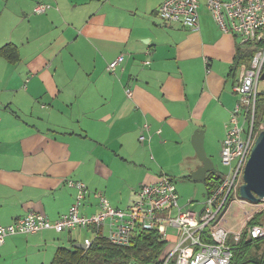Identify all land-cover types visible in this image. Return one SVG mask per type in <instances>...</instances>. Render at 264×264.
<instances>
[{
	"label": "crops",
	"instance_id": "1",
	"mask_svg": "<svg viewBox=\"0 0 264 264\" xmlns=\"http://www.w3.org/2000/svg\"><path fill=\"white\" fill-rule=\"evenodd\" d=\"M163 1L6 3L22 14L18 31L0 38V224L30 212L58 219L77 200L69 179L87 186L82 213L99 211L97 193L125 209L141 184L178 173L162 163L166 151L183 171L185 161L201 165L197 129L205 130L207 155L220 154L239 101L241 40L219 26L206 3L199 30L168 25L158 15ZM39 2L51 8L35 13ZM121 54L124 61L109 72ZM145 122L150 139L142 143ZM93 236L84 228L11 235L0 245V264H52L60 248Z\"/></svg>",
	"mask_w": 264,
	"mask_h": 264
},
{
	"label": "built area",
	"instance_id": "2",
	"mask_svg": "<svg viewBox=\"0 0 264 264\" xmlns=\"http://www.w3.org/2000/svg\"><path fill=\"white\" fill-rule=\"evenodd\" d=\"M205 3L225 32L239 37L242 44H252L256 50L249 62L240 65L234 88L240 99L221 143V160L229 170L219 175V185L206 194L202 209H184L174 177L162 174L155 182L141 184L126 209L114 207L106 195L97 193L99 211L85 214L80 207L87 186L82 181L69 179L67 185L75 187L78 193L68 212L56 220L30 212L10 224H0V245L11 235L31 234L49 228L58 232L84 228L94 233L93 237L84 239L86 248L96 236H105L114 245L126 246L138 230H156L163 240L174 243L159 264L231 263L234 246L244 233L230 231L221 220L234 187L244 183L245 167L256 140V99L264 72V0H205ZM200 6L201 0H164L158 7V15L168 25L180 24L197 31L200 29ZM49 7L48 3H38L35 11L43 13ZM123 61L124 55L121 54L109 63L108 71L115 72ZM144 64L149 65L150 61L146 60ZM126 94L133 97V89L127 87ZM149 131L150 124L145 122L139 136L142 143L150 139ZM157 132L161 133V130ZM193 201V198L189 199L187 205ZM256 239H264V224H254L247 229L246 240Z\"/></svg>",
	"mask_w": 264,
	"mask_h": 264
},
{
	"label": "rangeland",
	"instance_id": "3",
	"mask_svg": "<svg viewBox=\"0 0 264 264\" xmlns=\"http://www.w3.org/2000/svg\"><path fill=\"white\" fill-rule=\"evenodd\" d=\"M10 0H0V38L11 35L12 33H16L18 31V25L20 21V10L18 11V6H20L19 0L16 1L17 4L7 5L6 3ZM205 4V0H201V5ZM50 9V8H49ZM48 9V10H49ZM47 10V11H48ZM240 39V38H239ZM258 95L257 96L259 103V110L257 113V117L255 116V130L254 136L259 135L260 132H256L257 126L262 127L264 130V79H261L258 86ZM240 99V97H239ZM257 99H256V108L255 115L257 110ZM214 165V172L218 175L226 174L229 170L227 166L222 163L221 156L219 152L216 150L214 155L209 156ZM175 159L174 155L170 152L166 151V154H162L161 161L164 165L172 168L177 171L176 174L174 171L171 173L174 176L176 186L178 192L180 194V204L184 209L192 208L194 210H201L203 207V202L206 199V189L203 182H192L184 177H182L181 172L183 171V167H175L176 164H173V160ZM200 161V160H199ZM195 163L185 161L183 165H185L186 169L183 172H187V175H191V170H195L190 168L191 166H195ZM207 179V178H206ZM240 184L234 187L228 205L223 210L222 213V224L232 232L235 231H243V238L247 236V229L254 224H264V202L261 201L259 203H253L240 195ZM184 185V187L182 186ZM188 186V188L185 187ZM194 199L190 206L187 205L189 199ZM126 209V208H125ZM241 239V240H242ZM238 244V243H237ZM173 242H167L166 250L162 255V259L166 256V254L173 248ZM251 253L253 257L264 258V239H260L258 242H255L251 245ZM257 255V256H256Z\"/></svg>",
	"mask_w": 264,
	"mask_h": 264
},
{
	"label": "trees",
	"instance_id": "4",
	"mask_svg": "<svg viewBox=\"0 0 264 264\" xmlns=\"http://www.w3.org/2000/svg\"><path fill=\"white\" fill-rule=\"evenodd\" d=\"M49 8H51V5ZM34 12L38 13L35 11V7ZM9 48H11L10 45H7L2 50L8 52ZM255 50V47L250 43L239 45L237 65L240 66L241 63L249 62ZM14 57L9 55L10 59H14ZM258 99L256 117L260 106V100L258 101ZM262 130V127L257 126L256 132ZM189 178L191 179L190 176ZM219 182L220 176L212 171L205 181L206 193L215 189ZM259 240H246V238H243L234 246L233 258L230 264H264V258L253 257L250 249L251 245ZM166 244L167 241L163 240L156 230H138L131 243L126 246L114 245L105 236H96L88 248L83 249L74 246L60 248L52 264H159L166 250Z\"/></svg>",
	"mask_w": 264,
	"mask_h": 264
},
{
	"label": "water",
	"instance_id": "5",
	"mask_svg": "<svg viewBox=\"0 0 264 264\" xmlns=\"http://www.w3.org/2000/svg\"><path fill=\"white\" fill-rule=\"evenodd\" d=\"M264 79V72L261 76ZM205 130L197 129L193 135V146L201 161V165L191 173L195 181L205 182L208 173L214 170L215 165L207 155L204 146ZM241 197L259 203L264 199V130L260 131L252 147L250 157L244 171V183L239 188ZM78 247L86 248L84 243Z\"/></svg>",
	"mask_w": 264,
	"mask_h": 264
},
{
	"label": "flooded vegetation",
	"instance_id": "6",
	"mask_svg": "<svg viewBox=\"0 0 264 264\" xmlns=\"http://www.w3.org/2000/svg\"><path fill=\"white\" fill-rule=\"evenodd\" d=\"M211 172H212V171H211ZM211 172H210V173H211ZM210 173H208V175H209ZM208 175H207V177H208Z\"/></svg>",
	"mask_w": 264,
	"mask_h": 264
}]
</instances>
